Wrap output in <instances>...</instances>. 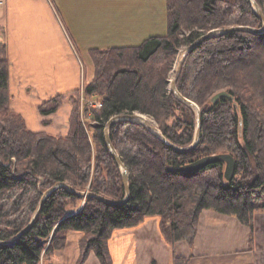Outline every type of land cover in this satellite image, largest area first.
I'll return each mask as SVG.
<instances>
[{"label": "trees", "instance_id": "trees-1", "mask_svg": "<svg viewBox=\"0 0 264 264\" xmlns=\"http://www.w3.org/2000/svg\"><path fill=\"white\" fill-rule=\"evenodd\" d=\"M254 1L264 12V0ZM166 11L165 36H151L138 46L91 50L96 71L84 93L100 99L101 107L88 109L94 119L88 128L73 95L65 135L32 132L11 108L8 48L0 42V264H51L70 232L85 236L82 260L94 252L101 264H113V232L138 227L149 217L159 218L173 249L181 242L193 246L205 210L237 218L250 229L254 250L257 203L264 198V34L246 31L213 36L184 61L178 90L202 114L195 149L175 150L142 124H114L110 137L129 174L128 200L111 205L61 186L45 198L33 226L12 242L32 221L45 191L57 184L116 202L127 198L121 167L105 139L113 117L148 115L171 144L190 147L196 112L169 89L180 50L214 29L263 26L252 0H166ZM222 90L231 98L213 104ZM62 102L59 95L39 107L44 126ZM227 153L236 161L232 180L226 179V163L221 162L195 173L180 170ZM188 261L174 254V264Z\"/></svg>", "mask_w": 264, "mask_h": 264}, {"label": "crops", "instance_id": "crops-1", "mask_svg": "<svg viewBox=\"0 0 264 264\" xmlns=\"http://www.w3.org/2000/svg\"><path fill=\"white\" fill-rule=\"evenodd\" d=\"M73 1L0 0V42L7 45L11 65V108L35 133L67 134L69 100L65 99L64 107L48 118V126L43 124L39 107L56 96L83 90L85 69L89 73L86 80H93L92 70L88 69L94 65L92 49L131 47L151 36L167 34L164 0L159 11L155 0H83L97 8L94 15L86 17L96 20L98 27L94 31L99 33L86 44L75 23L80 20L81 12L76 10L81 6ZM82 236L71 232L51 264H77L82 252L77 241ZM163 243L158 220L152 217L140 227L116 232L109 242V252L113 264H173L174 250H166ZM175 252L179 254L178 246ZM85 264L101 263L94 253H89Z\"/></svg>", "mask_w": 264, "mask_h": 264}, {"label": "rangeland", "instance_id": "rangeland-1", "mask_svg": "<svg viewBox=\"0 0 264 264\" xmlns=\"http://www.w3.org/2000/svg\"><path fill=\"white\" fill-rule=\"evenodd\" d=\"M73 2L75 5L79 4L81 6L80 9L76 10V12H81L80 20L78 22L75 21V23L77 24V26L80 28V30L82 31V33L84 35L82 41L85 42L86 44H88L89 42H91L90 39H92V40L95 39V37L98 36L99 33L94 31V28L98 27V23L96 22V20H94V18L91 19V18L86 17V16L94 15L97 11V8L94 7V4L92 2L88 3V2H85L83 0H75ZM162 2H163V0H162ZM164 2L166 4V0H164ZM72 3H71V5H72ZM160 3H161V0H155L156 9L158 11L160 9V7H159ZM80 23H82V25ZM263 25H264V23H263ZM236 27H248V26H231L229 28H236ZM262 27L254 28V29H261ZM224 29H228V28H224ZM214 30H219V29H214ZM214 30H212V31H214ZM167 31H168V29H167ZM209 32H211V31H209ZM142 42H143V40L137 42L136 45H132V46H138ZM189 47H183L180 50L179 55L177 56L176 64H175L172 72L170 73V77H169V89H170V82L173 80L175 73L178 69L179 62L182 60L181 56L183 54L184 58L186 59L187 55L189 54V52L187 51ZM89 68L92 70L91 74H92V77L94 79V76H95L94 73L96 71L95 65H91L88 67V69ZM85 70H86L85 78H84L85 84L82 85L83 90L79 89L77 91L69 92V94L66 96L62 95L63 96V102H62L61 108L64 107L65 102H66L65 99H67V100H69V103L71 104V112H72L73 100L71 98L73 97V95H74V97L76 96L75 99L79 100V105H80V110H81V118H82V120H84V122H86L85 124L89 128V126L92 123H94V119H93L92 111H89L88 109H99L101 107V104H100V99L87 97V95L84 93V89H85L86 84L90 83V82H88L90 80H86L87 75L89 73H87V69H85ZM78 91H79V93H78ZM222 91H226V90H222ZM222 91H219L217 93H220ZM56 114H54V115H56ZM139 114H141V113H139ZM142 115L147 118L149 124L153 125L154 127H156L158 129V125L153 118H151L145 114H142ZM70 117H71V114H70ZM69 121H70V118H69ZM69 128H70V125H68V131H69ZM118 155H119V153H118ZM121 172L123 173L122 168H121ZM122 178H123V175H122ZM51 189L45 191L43 199H45L46 194ZM86 192L91 193L90 191H85V192H81V193H86ZM81 205L82 204H79V207ZM263 206H264V198L257 203V211L255 214L254 245H253L254 250L253 251L250 250V233L251 232H250L249 228L243 226L235 217L220 216L218 218V213H216L212 210H205L202 212V214L200 216L199 225H198V235L196 237L194 245L189 246V244H187L185 242H181L175 246L176 248L178 246V251H179L178 252L179 254H176L175 248L173 249L171 247V245H169L167 243V241L165 240V238L163 237V235L160 231V220H159V218L158 217H155V218H157V220H158V228H159L160 236L162 237L163 241L165 242V243H163L164 248L166 250H168L167 247H170L171 251L174 250L173 255L176 254L178 256H183V257L188 258V260H189L188 264H264V212L262 211ZM149 218H152V217H149ZM149 218H147V219H149ZM146 220L141 225H143L146 222ZM141 225H139L138 227H140ZM134 228H137V227H134ZM134 228H129V229H134ZM129 229H127V230H129ZM123 230H126V229H123ZM118 231H121V230L114 231L111 238H113V235ZM84 237L85 236L83 234V236L81 238H79L77 241V247H78L79 251H82L77 264H85V262L88 258V257H86L85 260H82V257L84 254V250H83ZM111 238H110V240H111ZM196 242H198V243L196 244ZM162 250H163V247H162ZM89 253H94V252H89ZM196 253L201 254V255L197 257L195 255ZM43 264H47V263L43 262ZM173 264H174V257H173Z\"/></svg>", "mask_w": 264, "mask_h": 264}, {"label": "water", "instance_id": "water-1", "mask_svg": "<svg viewBox=\"0 0 264 264\" xmlns=\"http://www.w3.org/2000/svg\"><path fill=\"white\" fill-rule=\"evenodd\" d=\"M253 6H254V10L256 12V14L261 18V20L264 23V13L263 11L260 9L259 5L252 0ZM233 31H246V32H250L256 35H263L264 34V25L261 29H254L251 27H236V28H228V29H219V30H214L211 31L209 33H207L206 35H204L203 37H201L200 39H198L194 44H192L189 48H188V52H191L192 50H194L196 47H198L202 42H204L205 40L212 38L213 36L217 35V34H223V33H228V32H233ZM184 60L185 58H183L180 62H179V66L178 69L175 73V76L173 78V80L170 82V89L173 92V94L182 102H184L185 104H187L188 106H190L191 108H193L196 112L197 115V130H196V136H195V140L193 142V144L188 147V148H179L174 146L173 144H171L166 138H164V136L160 133V131L154 127L153 125L149 124V122L144 121L143 115L139 114V113H135V114H121V115H117L115 117H113L107 124L106 129H105V139H106V143L107 146L112 154V156L114 157V159L117 161V163L120 165V167L122 168L123 171V182H124V186L127 192V198L121 202H116L110 199H107L103 196L100 195H96L94 193H81V192H77L71 185L67 184V183H63V184H57L55 185L45 196L48 197L53 191H55L56 189H58L61 186H66L71 192L73 193H77L78 195L86 198L88 196H95L98 197L99 199L103 200L104 202L111 204V205H119L122 204L124 202H126L129 198L130 195V187H129V175L127 173V169L124 165V163L122 162L121 157L118 155L116 149L114 148L112 141H111V137H110V130L112 128V126L118 122H132V123H138V124H142L144 125L147 129H149L152 133H154L156 136H158L164 143H166L167 145L171 146L173 149L178 150V151H183V152H187V151H191L193 149L196 148V146L199 143V139H200V133H201V127H202V114L200 111V108L196 105V103H194L193 101L187 99L186 97H184L180 91L178 90L177 87V83L178 80L180 78V75L182 73V69H183V65H184ZM231 98V96L229 95V93H227L226 91H222L220 93H217L213 98H212V102L213 104H216L221 98ZM226 163V171H225V177L227 180H232L235 174V169H236V161L235 158L230 155V154H218V155H211V156H207L204 157L202 159H199L195 162H192L188 165L183 166L180 170L184 173H195L198 172L200 170H203L204 168H206L209 165L215 164V163ZM45 199H43L38 211L36 212L35 216L33 217L32 221L30 222V224L20 233V235L13 240L12 242H15L20 236H22L25 232H27L34 224L35 220L37 219V217L40 214L41 208H42V204L44 202Z\"/></svg>", "mask_w": 264, "mask_h": 264}, {"label": "bare ground", "instance_id": "bare-ground-1", "mask_svg": "<svg viewBox=\"0 0 264 264\" xmlns=\"http://www.w3.org/2000/svg\"><path fill=\"white\" fill-rule=\"evenodd\" d=\"M184 58V55L182 54V56H181V59H183ZM144 121H147L148 122V120H147V118L146 117H144L143 116V118H142Z\"/></svg>", "mask_w": 264, "mask_h": 264}]
</instances>
